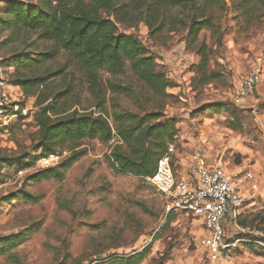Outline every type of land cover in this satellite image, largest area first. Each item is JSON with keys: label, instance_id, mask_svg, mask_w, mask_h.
I'll return each instance as SVG.
<instances>
[{"label": "rangeland", "instance_id": "rangeland-1", "mask_svg": "<svg viewBox=\"0 0 264 264\" xmlns=\"http://www.w3.org/2000/svg\"><path fill=\"white\" fill-rule=\"evenodd\" d=\"M7 1L0 0V20L7 17ZM22 1L34 5L38 0ZM172 13L181 17L177 10ZM218 16L221 37H212L209 30L197 37V43L213 48L208 69L218 74L205 84H194L199 59L187 46L181 24L174 31L164 28L151 34L139 22L135 27L120 25L119 32L134 35L146 46L168 78L163 113L177 122V135L171 143L175 170L187 164L190 155L200 153L223 168L249 197L240 209L237 227L228 223L227 228L229 237L245 242L210 259L199 243L205 234L199 218L190 213L166 216L163 199L146 178L110 166L107 156L116 139L85 138L58 146L59 158L53 166L63 170V177L33 179L32 174L47 167L40 158L31 160L39 154L38 128L32 121L36 107L34 98H24L11 83L12 73L51 74L47 81L50 93L70 90L63 101L68 112L97 115L100 109L68 53L52 41L38 39L35 31L1 21L0 69L25 114L0 124V238L11 234L22 238L8 252L0 253V264H58L69 258L79 264H108L112 258L143 250L144 257L137 264H264V234L239 224L244 216L264 208V18L247 22L236 17L230 6ZM49 49L56 51L53 59H28ZM256 67L260 68L256 84L247 96L239 97V82ZM138 87L136 84L137 91ZM141 91L138 103L122 94L107 93L103 108L109 122L115 111L142 114L149 110L150 92ZM210 104L220 105V111L207 110ZM236 124L240 127L231 128ZM18 162L31 164L21 169ZM65 163L70 165L63 169ZM21 190L37 200H25ZM14 194L19 197L5 199Z\"/></svg>", "mask_w": 264, "mask_h": 264}, {"label": "trees", "instance_id": "trees-1", "mask_svg": "<svg viewBox=\"0 0 264 264\" xmlns=\"http://www.w3.org/2000/svg\"><path fill=\"white\" fill-rule=\"evenodd\" d=\"M228 6L236 12V17L247 22L264 18V0H38L34 5L22 0H8L7 17L0 22L35 31L38 39L52 41L57 49L68 53L82 71L87 91L100 109L97 115L76 110L68 112L63 101L70 90L50 93L47 81L51 74L22 72L14 75L13 72L11 83L20 88L24 98H34L36 107L32 121L38 128L36 149L39 154L31 160L57 154L58 146L75 144L85 138H97L102 142L116 139V145L107 156L110 166L124 174L152 176L157 161L167 153L178 130L176 120L163 113L169 81L148 48L134 35L119 32V26L135 27L143 22L151 34H157L164 28L174 31L181 24L186 30L187 46L194 49L199 59L194 68V84H205L218 74L208 69L213 48L202 41L197 43V37L202 30H209L212 37H221L218 13ZM174 10L181 17L173 14ZM55 53L54 49H49L28 59L41 62L53 59ZM16 61L23 63L20 58ZM142 88L149 90L148 101L152 107L142 114L115 111L110 123L103 108L106 94H122L138 103V94L143 95ZM220 107L210 104L206 109L218 113ZM239 127V124L231 126ZM17 164L22 169L31 163ZM69 165L65 163L62 167L65 169ZM31 177L35 180L61 179L63 170L48 166ZM20 196L29 202L37 200L23 190ZM18 197L14 194L5 199L10 201ZM171 214L179 213L170 212L166 216ZM239 224L264 234V208L244 216ZM21 240L19 234L0 238V253L8 252ZM143 257L144 250L127 257L112 258L108 264H137ZM58 264H79V261L69 258Z\"/></svg>", "mask_w": 264, "mask_h": 264}, {"label": "built area", "instance_id": "built-area-1", "mask_svg": "<svg viewBox=\"0 0 264 264\" xmlns=\"http://www.w3.org/2000/svg\"><path fill=\"white\" fill-rule=\"evenodd\" d=\"M260 68H254L239 82V97L244 98L258 80ZM12 84L0 69V124H6L20 114V102L13 98ZM241 98L236 99L238 102ZM174 148L168 145L167 153L157 161L155 172L146 179L163 199L165 215L170 212L190 213L199 218L204 236L199 243L207 256L215 260L241 242V238L227 235L228 223L234 224L240 209L249 200L220 166L209 163L205 156L193 153L187 164L175 170L171 160ZM58 154L40 158L43 166H53Z\"/></svg>", "mask_w": 264, "mask_h": 264}]
</instances>
